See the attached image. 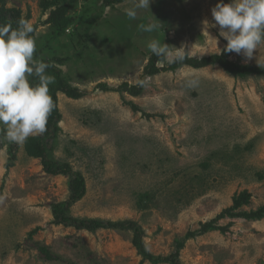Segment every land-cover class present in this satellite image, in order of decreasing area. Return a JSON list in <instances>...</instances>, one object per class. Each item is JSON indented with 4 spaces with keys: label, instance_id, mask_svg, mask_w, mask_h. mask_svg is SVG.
Listing matches in <instances>:
<instances>
[{
    "label": "rangeland",
    "instance_id": "rangeland-1",
    "mask_svg": "<svg viewBox=\"0 0 264 264\" xmlns=\"http://www.w3.org/2000/svg\"><path fill=\"white\" fill-rule=\"evenodd\" d=\"M217 2L152 0L134 20L125 14L132 0L112 6L103 0H0V6L19 9L34 25L35 58L59 57L67 79L87 92L81 98L58 94L61 130L49 151L86 180V193L69 205V215L134 220L146 249L169 255L178 239L225 211L217 229L186 241L181 263L264 264V217L241 214L264 206V75L235 77L218 64L183 66L145 77L150 84L138 96L96 89L101 82L142 80L152 39L186 43L192 56L221 53L227 40L211 26ZM64 5L61 28L48 18ZM229 58L264 66V43L251 59L234 52ZM192 73L199 77L195 89L185 87ZM3 130L0 264H140L133 230L89 231L56 222L52 205L69 199V178L47 172L41 157L28 154L27 140L11 146ZM243 195L248 200L238 206Z\"/></svg>",
    "mask_w": 264,
    "mask_h": 264
},
{
    "label": "clouds",
    "instance_id": "clouds-1",
    "mask_svg": "<svg viewBox=\"0 0 264 264\" xmlns=\"http://www.w3.org/2000/svg\"><path fill=\"white\" fill-rule=\"evenodd\" d=\"M150 3L152 0H132L125 14L134 20L138 10H150ZM211 11V26L218 27L219 35L227 40L224 52L251 59L254 50L264 43V0H218ZM37 39L34 25L24 18L19 19L15 28L11 23L0 24V126L4 139L16 144L45 133L48 117L55 108L49 89L55 76L46 71L53 65L34 57ZM147 47L168 64L194 58L190 55L192 46L186 43L176 47L152 39ZM149 84L148 78L138 81L140 87ZM198 84L195 73L185 79L189 89Z\"/></svg>",
    "mask_w": 264,
    "mask_h": 264
},
{
    "label": "trees",
    "instance_id": "trees-1",
    "mask_svg": "<svg viewBox=\"0 0 264 264\" xmlns=\"http://www.w3.org/2000/svg\"><path fill=\"white\" fill-rule=\"evenodd\" d=\"M105 5L112 6L115 3H119L123 0H103ZM67 10V6H60L53 10L50 17L47 19L58 27H63L64 22L60 20L61 16ZM20 10L17 8H7L5 5L0 6V24L11 23L12 27H17V22L21 19ZM86 37L88 33L84 34ZM231 53L224 52L212 53L206 56H193L192 59H186L183 62L168 64L164 60L156 57L154 54L151 55L147 64L144 67L142 79L147 76H152L164 71H175L183 66H190L194 68H204L206 66L218 64L225 69L227 73L232 76L246 78L253 74L264 75V66L251 65V64H240L229 58ZM59 57L44 59L45 62L52 64L53 66L48 68L46 71L50 75L55 76V83L49 85L50 94L53 98L55 108L48 117L47 130L45 133L40 134L36 137L27 139L25 149L31 156L41 157V161L47 172L55 174H63L69 178V186L71 195L67 201L57 202L52 205V212L55 216V221L64 223L66 225H73L78 229H87L89 231H95L98 228H118V229H130L133 230V243L136 246L139 254L142 256L140 264H144L146 260L153 264H182L180 260V250L184 247L187 240L194 238L195 236L206 233L208 231L217 229V219L224 216L225 211L217 216V219L213 218L202 224L199 231H189L185 236L176 241L175 250L169 255H156L148 251L145 247L143 235L144 231L141 226L134 220L124 221H111L102 218L93 217H73L69 215L67 209L69 205L73 204L86 193V180L81 171L75 170L69 163L61 162L50 157L49 151L52 150V144L55 141L61 126L59 125L62 116L58 105V94L60 92L66 94L72 98H81L86 95V91L80 87L73 85L65 76L63 70L56 64V60ZM96 89L102 91H119L126 92L134 96L140 95L144 87L138 86V83L123 82L119 86H111L106 82H101L96 85ZM4 131V130H3ZM12 142H10L11 144ZM14 144V143H13ZM11 144V146L13 145ZM13 147L10 148L11 160L16 158V154L13 153ZM11 164V163H10ZM8 164V166L10 165ZM2 187L0 188V196L2 195ZM243 200L239 199L237 205L246 202L248 195H243ZM237 201V199H236ZM229 213V212H228ZM234 215L233 213H231ZM244 217L251 219H261L264 217V206L250 212H242Z\"/></svg>",
    "mask_w": 264,
    "mask_h": 264
}]
</instances>
